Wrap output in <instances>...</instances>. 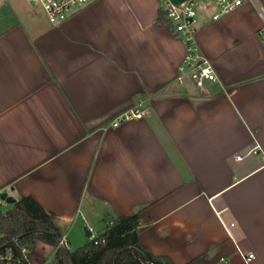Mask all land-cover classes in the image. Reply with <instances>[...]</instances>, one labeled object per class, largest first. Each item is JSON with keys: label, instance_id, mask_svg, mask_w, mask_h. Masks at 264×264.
Returning <instances> with one entry per match:
<instances>
[{"label": "crops", "instance_id": "1", "mask_svg": "<svg viewBox=\"0 0 264 264\" xmlns=\"http://www.w3.org/2000/svg\"><path fill=\"white\" fill-rule=\"evenodd\" d=\"M261 8L215 21L200 8L197 45L218 80L198 88L177 81L185 44L158 0H92L56 25L0 0V196L33 197L71 252L88 227L100 237L140 212L155 257L264 264ZM139 103L142 118L112 126ZM55 251L37 242L29 261L55 264Z\"/></svg>", "mask_w": 264, "mask_h": 264}, {"label": "trees", "instance_id": "2", "mask_svg": "<svg viewBox=\"0 0 264 264\" xmlns=\"http://www.w3.org/2000/svg\"><path fill=\"white\" fill-rule=\"evenodd\" d=\"M158 22L169 24L162 12ZM52 216L33 197L15 201L6 211L0 206V250L12 248L22 256V247L30 249L42 242L56 249L57 264H173L167 257L153 256L140 244V212L116 218L100 236L104 242H89L73 252L62 243L63 235ZM187 264L203 263L195 259Z\"/></svg>", "mask_w": 264, "mask_h": 264}, {"label": "built area", "instance_id": "3", "mask_svg": "<svg viewBox=\"0 0 264 264\" xmlns=\"http://www.w3.org/2000/svg\"><path fill=\"white\" fill-rule=\"evenodd\" d=\"M33 6L40 9L50 24L56 25L66 21L78 9L83 8L92 0H28ZM160 11L164 14L173 32L180 37L185 44V55L179 66L177 81L183 84L186 79L198 87L203 88L207 83L218 80L217 73L211 62L201 53L196 40L199 24V11L202 6L212 8L211 14L213 21L220 17L234 12L240 8L247 0H186L175 3L171 0H158ZM261 15L264 18V9L261 8ZM258 35L264 43V27L258 31ZM145 110L142 103L126 111L116 118L112 126L118 127L122 123L142 118ZM2 200L0 198V206ZM90 232L89 242L95 244L104 242L103 238L97 236L92 227H88ZM16 241V240H15ZM62 243L68 248L65 239ZM22 256L18 255L12 248L0 250V264H31L28 257V249L21 248ZM253 254L246 258L251 260Z\"/></svg>", "mask_w": 264, "mask_h": 264}, {"label": "rangeland", "instance_id": "4", "mask_svg": "<svg viewBox=\"0 0 264 264\" xmlns=\"http://www.w3.org/2000/svg\"><path fill=\"white\" fill-rule=\"evenodd\" d=\"M40 16L45 18L44 14L41 11H40ZM1 208L4 211H6L7 209L10 208V204H7V203L2 201ZM70 240L73 243V244H71V250H78L80 247H82V245H84V243L87 242L86 240H88V238L85 236V233H80V235L73 236V238ZM38 252H41L39 254H43V256H45L47 259H49L51 257V252L48 248L47 249L38 248ZM54 263L57 264L56 262H54Z\"/></svg>", "mask_w": 264, "mask_h": 264}, {"label": "water", "instance_id": "5", "mask_svg": "<svg viewBox=\"0 0 264 264\" xmlns=\"http://www.w3.org/2000/svg\"><path fill=\"white\" fill-rule=\"evenodd\" d=\"M1 200L7 204H13L15 200L11 197H9L6 193L1 194L0 196Z\"/></svg>", "mask_w": 264, "mask_h": 264}]
</instances>
